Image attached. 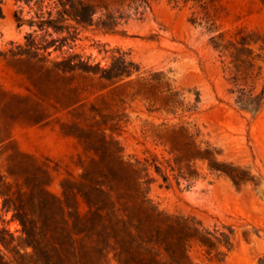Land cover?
<instances>
[{"label":"rangeland","instance_id":"obj_1","mask_svg":"<svg viewBox=\"0 0 264 264\" xmlns=\"http://www.w3.org/2000/svg\"><path fill=\"white\" fill-rule=\"evenodd\" d=\"M177 262L264 264V0H0V264Z\"/></svg>","mask_w":264,"mask_h":264},{"label":"trees","instance_id":"obj_2","mask_svg":"<svg viewBox=\"0 0 264 264\" xmlns=\"http://www.w3.org/2000/svg\"><path fill=\"white\" fill-rule=\"evenodd\" d=\"M60 1V3H62L63 5H66V4H68L70 1H72L73 2V0H59ZM84 3H82V5H83ZM85 5V4H84ZM70 6H71V9H72V14H73V16L77 19V20H80V21H82L80 18V15H79V13H77V9H78V5L77 4H70ZM74 10L76 11V12H74ZM241 40L242 41H240L243 45H246V44H249L250 42H252V41H256V40H254V39H251V38H248L247 36L246 37H242L241 38ZM218 45H222V43H217V46ZM240 98H242V97H240ZM240 100H242V99H240ZM21 220H22V222L23 223H25L26 222V219L24 218H21ZM177 264H182V263H179V262H177Z\"/></svg>","mask_w":264,"mask_h":264}]
</instances>
